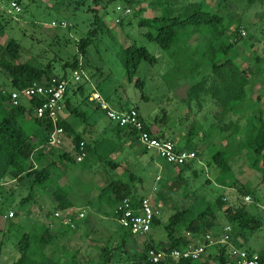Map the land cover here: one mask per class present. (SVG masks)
I'll return each instance as SVG.
<instances>
[{
  "label": "rangeland",
  "instance_id": "1",
  "mask_svg": "<svg viewBox=\"0 0 264 264\" xmlns=\"http://www.w3.org/2000/svg\"><path fill=\"white\" fill-rule=\"evenodd\" d=\"M16 1L21 7L18 13L10 7V0H0V56L3 55L4 45L10 39H15L22 47L17 61L42 67L50 63L55 77L62 74L65 62L73 60L78 40L88 36L93 39L87 47L88 60L79 57L82 68H67L71 88L77 89L81 85L77 95H72L69 90L68 96L76 100L74 104L84 100L79 108L85 116H71L69 120L72 118L77 124V131H84L81 135L82 140L89 146L87 156L81 162L61 159L63 150L69 151L72 158L75 157L69 145L72 139L70 134L63 146L52 147V151L51 147L42 146L41 150L47 154L46 158L43 157V164L53 165L54 182L65 181L72 184L70 188L72 187L73 193L78 195L73 198V204L81 201L78 200L81 197L86 201V205L92 206L97 215L89 214L84 221H76L79 222L76 229L46 246L48 254L53 255L62 264H138L135 254L143 250L145 244L150 241L155 244L163 241L164 244L170 245L176 237L181 236L187 242H202H198V239H203L204 234L195 227L201 212L205 213L201 219L204 225L211 224V229L206 233L213 235L221 233L225 226H230L226 222L224 211L229 205L239 206L243 203L248 212L258 216L254 204L260 205L259 202H264V172L251 166V159L245 149L242 155L236 156L234 152L236 141L232 139L243 138L246 134L243 129L236 130L230 138L226 137V129L233 131V128L231 124L226 127L222 122L227 119L228 113L225 118L219 117L224 106L220 100L221 84L218 77L211 73L210 64L201 60L200 54H196L192 55L193 62L197 63L193 70L189 67H177L165 50L144 35L149 28L139 25L140 18L159 15L163 8L177 15L183 13L190 3L201 0ZM203 1L211 11L225 17L229 32L236 29L239 31L241 39L231 57L238 60L244 74L247 77L248 74L254 73L256 76H259V73L262 75L264 0H254L252 3L248 0ZM117 5L128 7L130 11L120 14L115 8ZM94 13L101 14L104 22L102 29L101 25L93 22ZM92 28L97 29V34L92 33ZM229 32H226V35L229 36ZM205 39L206 35L193 33L187 44L188 51L192 53L193 48L201 46ZM132 43L146 47L157 59L154 64L145 60L140 62L134 79H141L142 87L128 80L122 62V47ZM255 68L260 71H255ZM77 71L82 73L79 81L74 80ZM260 77L262 82L255 83L258 87L252 88L251 91L249 88V91L256 103L264 106V79ZM0 88L6 92L11 90L9 76L1 69ZM95 91L113 108L136 107L145 121L155 119L157 125H153V128H156L154 130L162 125V137L170 139L180 149L195 150L198 153L197 161L191 167L180 171V167L165 163L152 150L142 148L129 131L117 130L116 124L107 119L104 111L97 108L93 99ZM244 114L246 118L245 111ZM247 115L257 122L262 112L253 109L247 111ZM230 118L235 121L233 117ZM28 119L29 116L24 123L28 124ZM237 119L240 122V117ZM117 133H120L121 137H118ZM124 137L131 138V143L127 144ZM220 148L226 149L229 154L231 176L223 175L212 159V153ZM109 160L118 166L107 164L106 161ZM62 161H65L66 168L63 167ZM77 167H83L84 171ZM6 177V184L1 190L3 198L8 196L5 198L7 202L16 199L8 203L7 207L18 213L27 209L24 211L23 224L19 222L20 214L14 219H8V224L0 221V264H12L19 255L17 242L23 232L26 228H35L38 222L31 223V220L40 219L46 211L30 203L22 205L19 198L27 194V189H20L19 186L20 196H14V192L8 190L11 188L10 177ZM112 178L129 183L133 194L149 196L152 200L159 223L152 224L146 234H127L115 220L113 206L100 204L99 196L96 197L99 187ZM28 183L30 180L25 182ZM49 184H42L41 190L48 189ZM242 190H247L248 193L244 194ZM218 197L224 201L221 206H218ZM261 204L264 206V203ZM90 207L87 209L91 210ZM65 209L57 208L61 211ZM177 211L185 212L184 229L177 228L167 236L165 224ZM259 211L261 226L253 233V238L247 232V243L237 234V229L230 226L231 232L236 233L232 239L234 244L243 242L244 246H241L249 249L257 247L256 242L264 245V209L259 208ZM190 223H193L192 227ZM218 246L207 247L197 259V264H217L213 255Z\"/></svg>",
  "mask_w": 264,
  "mask_h": 264
},
{
  "label": "trees",
  "instance_id": "2",
  "mask_svg": "<svg viewBox=\"0 0 264 264\" xmlns=\"http://www.w3.org/2000/svg\"><path fill=\"white\" fill-rule=\"evenodd\" d=\"M121 1L129 2L130 0ZM253 1L254 0H248L250 3ZM93 22L101 25V29L104 27V22L102 21L100 13H94ZM139 25L147 26L149 28L144 35L148 40L156 42L163 50H165L173 59L177 67H189L193 70L197 63L193 62L192 55L196 54H200V59L206 60L210 64L211 73L218 77L221 84L219 92L221 93L220 100L224 103L223 114L229 113L227 108L230 102L244 101L246 98L248 78L244 74L240 64L231 57L232 52L236 49L237 42L241 39V35L237 29L229 32L225 17L211 11L205 1L201 0L197 3H190L185 7L183 13L177 15L171 14L167 8H163L159 15L140 18ZM97 32L96 28H92V33L94 35L97 34ZM196 32L206 35V39L201 46H195L192 53H190L187 44L190 42V36ZM226 32H229V36L226 35ZM92 40L93 39L89 36L79 39L77 51L73 55V60L71 62H65L62 66V74L55 76L58 81L68 80L63 101L65 110H68V114L72 116H85L83 111L79 108V105L82 104L84 100L79 102V104H74L76 100H72L71 96H68L69 90H71L72 95H77L76 93L78 89L81 88V85H79L77 89L71 88L69 76H67V68L71 70H79L82 68L80 67L81 63L79 57H84L86 61L88 60L87 47ZM21 49L22 47L17 40L10 39L2 48L3 55L0 56V69L8 74L11 85V90L8 92L0 88V193L6 184V176H9L10 180L13 179L15 183L19 184H23L27 180H30L31 188L40 187L42 184L46 185V183L49 184L54 180L52 178L53 165L51 163L44 165L41 164L43 160V150H41V147H51L50 151L55 147L47 143V130L50 127L49 120L38 118L33 113L34 106L40 103L39 98H21L18 104H13L11 99L12 90H21L33 82H50L51 78L54 77L51 71L52 66L50 63H47L42 67L28 62L17 61V56ZM218 54H221V56ZM121 57L128 80L142 87L143 81L139 78L134 79L135 72L142 60L154 64L157 61L156 57L151 54L146 47L137 46L134 43L122 47ZM119 109L125 108L119 107ZM136 110L138 111L140 118L144 121L145 129L150 131L151 128L149 124L142 118L137 108ZM27 116L31 119H28V124L24 123ZM237 120L233 121L231 118H228L224 121L226 127H230L229 124H231L233 128V131H231V129H226L228 130L226 137L230 138L236 130L242 131L243 129L246 134L243 138L241 137L237 139L236 146L247 151L248 156L251 159V166L254 169L264 172L263 117L260 115L257 122L253 119L246 118L244 121L245 123L243 122L242 125H240ZM60 125L63 126L68 135L70 134L72 136L71 146L75 154L78 150L79 142L82 141L81 133L77 132L65 118L61 119ZM115 127L121 132L124 130L129 131V133L136 139L135 130L129 127L118 126L117 124ZM157 136L162 137L159 134H157ZM85 149L88 153L89 146L86 143ZM196 155L198 157L197 152ZM33 156L34 160L32 159ZM60 157L61 159H69L77 162L75 157L72 158L69 151L66 150L62 151ZM228 157L229 154L224 148L215 150L212 153V159L220 168L221 173L226 176H231ZM196 161L197 159H193L188 163L179 166L180 171L191 167ZM35 162L37 163L36 165ZM106 163L112 167L118 166L117 163L110 160L106 161ZM10 189L11 188H8V190ZM242 193L246 194L248 191L242 190ZM29 195L30 194H28V196ZM53 195L57 201L56 209L59 208L63 210L69 206V201L66 198V187L55 183ZM1 196L0 214L7 208V201L5 198H8V196L3 198L2 193ZM28 196L21 198V203H26ZM98 196L100 204L105 203L108 206H114L119 200L125 197H130L135 201L141 197L132 193L129 183L118 178H112L100 186ZM217 203L218 206H221V204H224V201L221 197H218ZM229 206L230 207H227L224 210L226 222L237 229V234L242 237L243 241H247V232H249V235L251 236L253 232L260 228L261 220L258 216L256 217V215L248 212L243 203L239 206ZM204 214V212L200 213V217L196 222L195 227L205 235L207 234L206 231L211 229V224H207L208 226L204 225L201 220ZM184 216V211H177L170 217L169 222L165 224L167 236H170L177 228L180 230L184 229ZM156 223H159L158 216H155L153 219V224ZM192 224L193 223H190V227H192ZM34 227L35 228L32 230L24 232L18 240L17 250L19 255L12 264H62L59 260L55 259L54 256L45 251L46 246L54 238V234L50 232L49 225L42 223ZM65 228L71 229L69 226H65ZM62 232H64V230H62ZM125 232L131 234L127 230H125ZM221 234L222 231L221 233L215 234V236L219 237ZM230 235L232 241L233 236L236 235L235 231L234 233L231 232ZM199 241H202L200 243H203V239H198V242ZM186 243L187 240H184L181 236L176 237L174 242L170 245L164 244L163 241L156 244L150 241L149 243H146L144 249L137 252L135 256L138 260V264H197V259L191 258H168L166 260L153 262L147 257V251L151 248L168 250L171 248H181L186 245ZM226 250L227 245H219L217 247V250L213 255V259L217 264H226L228 260ZM257 252L264 258V247Z\"/></svg>",
  "mask_w": 264,
  "mask_h": 264
},
{
  "label": "built area",
  "instance_id": "3",
  "mask_svg": "<svg viewBox=\"0 0 264 264\" xmlns=\"http://www.w3.org/2000/svg\"><path fill=\"white\" fill-rule=\"evenodd\" d=\"M10 7L16 13L21 11L20 5L14 1H10ZM116 10L119 13H128L130 8L117 5ZM119 18L116 19L118 21ZM80 72H75L74 80L81 78ZM68 80H57L52 77L48 83L33 82L21 90H12L11 99L13 104H18L21 98H39L40 103L34 106L33 113L38 118L47 119L50 122V127L47 130V143L54 147H60L65 144L68 138V133L60 125L63 113L65 111L64 93ZM93 99L97 105L104 111L105 116L110 121L118 126L129 127L136 132L137 142L146 150H152L156 156L161 158L165 163L179 167L193 159H198L195 150L180 149L170 139L158 137L152 130L145 129L144 121L140 118L138 111L134 107L125 109H116L110 106L99 93H95ZM71 146V140L70 144ZM72 148V146H71ZM75 160L82 161L86 157V149L84 141L78 144ZM248 197V196H247ZM0 193V201H1ZM77 218L85 217V209L79 208ZM12 212H8V216H12ZM157 214L152 200L149 196H141L137 201L130 197H125L119 200L113 206V216L117 223L132 235L146 234L152 224L153 219ZM53 215L59 220V223L69 226L71 229L77 227V218L70 213H62L59 210L54 211ZM231 227L225 226L222 229V234L217 237L207 233L204 235L203 243L187 242L181 248L171 249H149L147 257L150 261L157 262L168 258H191L198 259L203 254L207 247L212 245H227V262L226 264H264V258L258 252L244 248L231 241Z\"/></svg>",
  "mask_w": 264,
  "mask_h": 264
},
{
  "label": "crops",
  "instance_id": "4",
  "mask_svg": "<svg viewBox=\"0 0 264 264\" xmlns=\"http://www.w3.org/2000/svg\"><path fill=\"white\" fill-rule=\"evenodd\" d=\"M234 60L238 63V64H240L239 62H238V60L236 59V58H234ZM255 71H257V72H259L260 70L258 69V68H255L254 69ZM260 76H262V78L264 79V73H262V75L259 73V76H256V74L254 73V74H248V86L246 87V98L244 99V101H242V102H237V101H233V102H230L229 103V105H228V108H227V111H229V113H228V116L226 117L227 119L228 118H230V117H233L234 118V120H237V118H239L240 117V122H239V124L240 125H242V123L246 120V118H250L249 117V115H247V111L249 112V111H253V109H259V110H261V112H262V116L264 117V106H262V105H259V103H256V100H255V98H252V94H251V89L252 88H257L258 86H256L255 85V83L256 84H258V82H262V79H261V77ZM253 79V81H252V79ZM249 88H250V91H249ZM95 93H97V91H95L94 92V94ZM102 97V96H101ZM103 98V97H102ZM104 99V98H103ZM105 100V99H104ZM106 101V100H105ZM96 102V101H95ZM107 102V101H106ZM248 103V104H247ZM256 104H258V105H256ZM96 105H97V102H96ZM98 106V105H97ZM98 108H100L99 106H98ZM95 109H96V107H95ZM101 109V108H100ZM118 109V108H117ZM102 110V109H101ZM103 111V110H102ZM245 111V113H246V118H245V114L243 115V112ZM140 112V111H139ZM141 114V113H140ZM225 115L226 114H221L219 117L220 118H225ZM72 115H69L68 114V110H65L64 111V113H63V118H65L70 124H71V126L77 131V124L74 122V120L72 119V118H70V120H69V117H71ZM141 116H142V118L143 119H145L144 117H143V115L141 114ZM227 119H224L225 121L227 120ZM146 122L149 124V126H150V128H151V130L154 132V133H156V134H159V135H161L162 134V132L161 131H164V129H163V127H161L162 125H159V126H157V130L155 131L154 129H156V128H153V125H157V123H156V120L154 119V120H151V121H148V120H146ZM223 122V124H224V121H222ZM77 132H80V133H83L84 131L83 130H81V131H77ZM117 135H118V137H121V135H120V133H117ZM161 136H163V135H161ZM125 139H126V141L125 142H127V144H130L131 143V141H132V139L131 138H126V137H124ZM121 140L122 141H124L123 140V138H121ZM232 140H234V141H236V143H237V139L235 138V139H232ZM137 143V142H136ZM96 144L98 145V143L96 142ZM139 144V143H138ZM140 145V144H139ZM237 145V144H236ZM131 146V145H130ZM141 146V145H140ZM142 147V146H141ZM102 148V146H101V143H100V149ZM143 148V147H142ZM135 152V151H134ZM234 152H235V154H236V156L237 155H242V152H243V149H241V148H238L237 146H235V150H234ZM247 152V151H246ZM136 153V152H135ZM137 154V153H136ZM248 154V153H247ZM138 155V154H137ZM43 157L44 158H46L47 157V154H46V152H43ZM43 158V159H44ZM33 160H34V156H33V158H32ZM63 162V167L64 168H66V163H65V161H62ZM37 163L35 162V165H36ZM42 165H44L43 164V162L41 163ZM70 168H72V169H74L73 167H70ZM77 168H79V169H81L82 171H84L83 170V167H77ZM76 169V168H75ZM11 182V189H10V192H14V196H20V195H18L19 194V190L20 189H27V194L26 195H21L20 196V198H19V200H20V203H21V198H23V197H25V196H28V194H30L29 196H28V200L26 201V203H21L22 205H25V204H27V203H30V205H36V206H38V208H40V210H41V208H44L46 211H45V213H44V216H42L40 219H36V218H34V220H31V223H37L38 222V224H42V223H46L47 225H49V227H50V232L52 233V234H54V238H53V240H52V242H56V240H58V239H60L61 237H63L64 235H68L67 233L68 232H71L72 230L71 229H66L65 228V225H62V224H60L59 223V220L53 215V213H54V211H56L57 209L55 208L56 207V205H57V201H56V199H55V197H54V195H53V192H54V188H55V183H58L59 185H62V186H65L66 188H67V197H69L68 198V200H69V207L68 208H66L65 209V211H61V210H59V211H61L62 213H70V215L71 216H73V217H76L77 218V213H78V209L79 208H84L85 209V217L84 218H77V221H79V222H81L80 220H83L84 221V219L85 218H87L88 217V215L89 214H93V215H97L96 214V212H94L93 210H92V206L90 207L89 205H86V201L85 200H83V199H81V197H79L78 198V200H81V201H79V202H77V200H75V202H77V203H75V204H73V198H76V197H78V195L76 196V194L75 193H73V191H72V187L70 188V186H72V184H70V183H67V182H65L64 181V183H59V182H54V180H53V182H51L52 184H49V188L48 189H42L41 190V187H30V183H28V184H25V183H23V184H19V183H14V181H13V179L10 181ZM9 182V183H10ZM13 182V183H12ZM75 184V183H74ZM19 186H20V189L18 190V188H19ZM69 188V189H68ZM89 192V191H88ZM89 194V193H88ZM98 194H99V192L96 194V197H98ZM92 197V196H91ZM91 199V198H90ZM259 199V198H258ZM16 200V199H15ZM15 200H13V201H15ZM13 201H10V202H13ZM258 201V200H257ZM262 201V200H261ZM1 202V201H0ZM9 201L7 202V204L8 203H10ZM93 202V201H92ZM261 203H264V202H259V204L260 205H258V204H254V209H256L257 210V212H258V216H259V208H261V209H264V206H263V204H261ZM97 205L99 204V203H96ZM94 206H95V203H94ZM87 207H90V209L91 210H88L87 209ZM27 208H25V210H26ZM24 210V211H25ZM69 210H73V212H71V211H69ZM12 212L13 214H14V211L15 210H13V209H10V208H6L1 214H0V221L2 222V223H5V224H8V222H7V220L8 219H14V218H16L19 214L21 215V217H20V219H19V222H20V224H23L22 223V221L24 220L23 218H24V211L22 212V213H18L17 211H15L16 213V215H15V217H13L14 215L12 214V216L11 217H9L8 216V212ZM38 211H39V209H38ZM47 212H48V214H47ZM36 215V214H35ZM37 215H38V213H37ZM13 217V218H12ZM89 218L91 219V215L89 216ZM90 221H92V219L90 220ZM78 222V223H79ZM78 223H77V225H78ZM92 224V223H91ZM90 224V225H91ZM26 227H29L28 225H26ZM27 230H25L24 232H26V231H28V230H30L29 228H26ZM76 229V228H75ZM62 230H64V232H62ZM74 230V229H73ZM23 232V233H24ZM254 233V232H253ZM251 238H253L254 236H253V234L250 236ZM244 242H248V239H247V241H244ZM239 246H241V245H243V242H239V243H237ZM244 246V245H243ZM255 246H257V247H255V248H250V250H252V251H255V252H257V251H260L261 250V248H263L264 247V245H261V243H259V242H256L255 243ZM45 251H46V249H45ZM53 256V255H52Z\"/></svg>",
  "mask_w": 264,
  "mask_h": 264
}]
</instances>
